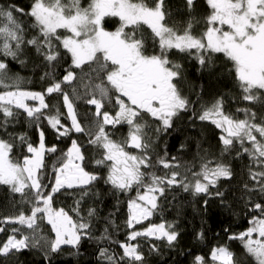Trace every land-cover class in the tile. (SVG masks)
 <instances>
[{"label": "snow or ice", "instance_id": "obj_1", "mask_svg": "<svg viewBox=\"0 0 264 264\" xmlns=\"http://www.w3.org/2000/svg\"><path fill=\"white\" fill-rule=\"evenodd\" d=\"M205 2L210 14L206 17V29L199 35L193 34L191 21L182 31L170 26L168 0H89L86 6H82L81 0H33L27 12L16 5H0V185L8 186L11 193L20 197L15 214L0 216V233H7L0 242V256H14L36 247L45 249L46 256L60 252L64 245L78 248L82 237L90 235V218L97 214L95 208L88 209V218L79 213L82 200L98 195L93 188L102 178L98 171L88 170L84 146L72 139L70 147L52 165L53 177L46 179L45 155L57 153V146H46L43 130L39 131L37 146L29 142L26 134L9 132L18 122L21 110L38 128L41 120H46L58 140L73 133L83 134L87 144L98 153L92 163L97 169L106 170L104 183L121 193L136 189L135 197L128 200L126 240H113L107 226L97 238L117 244L122 250L117 253L100 249V256L108 264H146L140 237L166 240L169 245L177 241L179 233L172 224L152 223L137 229L158 209L157 201L166 189L181 186L195 194L223 197V192L209 190L216 188L221 178L232 177L228 164L202 158L200 170L189 179L175 170L179 168L175 157L169 160L165 154L153 161L151 138L142 122V114H147L160 122L157 133L167 131L173 118L190 108V101L174 83L181 75V65L169 59L173 50L194 55L201 66L211 61V54H223L232 64L240 100L249 104L262 102L264 0ZM185 3L192 11L195 0ZM17 14L32 18L31 27L37 34L31 39L25 38V27ZM111 18L119 21L114 31L105 27L106 19ZM143 26L150 29L153 51L146 44ZM61 29L68 34L59 32ZM25 46H33L49 68L40 77L50 81L41 91L22 89L21 78L9 74L7 58L19 60ZM65 55L70 56L71 64L57 79L56 65ZM86 65L88 72L84 71ZM72 69H80L81 78L87 79L83 96L77 92L74 81H80ZM53 96L60 97L66 112L49 103L48 98ZM78 99L93 106L91 119L78 112L74 102ZM113 107L115 110H110ZM236 113H243L244 118L226 112L220 98L202 107L197 118L221 131L223 153L238 146L237 155L247 154L252 187H244L264 197V115L258 117L251 107L237 108ZM65 118L70 124L62 122ZM119 125L128 126L122 140L113 139ZM18 144L26 149L22 159L14 155ZM130 148L138 152H131ZM155 165L170 171L164 175L148 171ZM72 189L79 194L72 209L76 220L64 208L53 207L54 197L61 190ZM204 204L207 206V200ZM252 211L251 226L228 238L242 241L256 264H264V202L252 203ZM38 221L51 226L54 239L47 240L39 234ZM109 224L114 226V221ZM199 238L203 239V233ZM150 247L157 250L155 244ZM210 260L215 264H233V253L227 246H217L212 249ZM195 264L209 262L204 256H196Z\"/></svg>", "mask_w": 264, "mask_h": 264}, {"label": "trees", "instance_id": "obj_2", "mask_svg": "<svg viewBox=\"0 0 264 264\" xmlns=\"http://www.w3.org/2000/svg\"><path fill=\"white\" fill-rule=\"evenodd\" d=\"M32 2L33 0H0V5H16L27 12ZM88 2L89 0H81L82 6H86ZM168 8L171 13L168 20L170 26L182 31L191 21L193 34L196 35L206 29V17L210 14V9L205 0H195L192 11L187 8L185 0H168ZM17 19L25 27L26 39H31L37 34L36 30L31 27L33 22L31 17L17 14ZM118 26V18L106 19L105 27L108 30L114 31ZM142 30L149 51H153L150 29L143 26ZM59 32L68 34L65 30H59ZM169 59L181 65V75L174 83L177 84L181 94L190 101V108L173 118L171 128L159 133L156 132V129L160 122L147 114H142V122L146 124L145 132L151 138L150 155L153 161L158 157H164L165 154L169 160L175 157L176 163L179 164V168L175 170L179 171L181 175L186 174L191 179V174L200 170L202 158L218 160L228 164L233 175L230 179L221 178L216 188L209 190L212 193L219 190L224 193L223 197H217L214 194L209 196L205 193L195 194L192 190L184 191L181 186H173L165 190L164 195L160 196L157 201L159 207L153 216L137 225V229L146 228L152 223L165 222L174 225L179 236L172 245H169L166 240L138 238L145 254L146 264H195L196 256H204L209 264H215L210 260V253L217 246L228 247L233 253V264H256L254 257L247 252L242 241L228 238L230 235L241 233L250 227L249 221L253 216L252 203L264 202V197H261L259 193L249 192L244 187L245 184H248L249 188L252 187V181L248 175L251 161L247 154L237 155L238 146L230 152L223 153V145L219 139L221 131L210 122L200 121L197 117L202 107L208 106L220 98H223L224 108L228 113L238 115L242 119L244 118L243 113L237 114L236 109L251 107L259 117L264 115V93H261L262 102L249 104L241 101L240 90L232 72V64L223 54H211V61H206L203 66L199 64L194 55L190 56L177 50H173L169 54ZM20 60H23L24 63H20ZM7 62L9 63V74L21 78L20 87L22 89L41 91L50 82L48 79H40L46 71H49V68L43 56L33 46H25L19 60L8 57ZM70 64V56L65 55L56 65L57 79L63 77ZM72 70L78 74L80 82L74 81V84L77 86V92L83 96L86 91L83 84L87 83V79L81 78L80 69ZM84 71H89L87 65ZM69 94L72 95L71 91ZM48 101L51 105L59 108L62 113L66 112L60 97H49ZM74 102L78 112L82 116L87 114L91 119L93 106L86 104L84 99L74 100ZM29 103L35 102L29 101ZM110 110L114 111L115 109L113 107ZM194 112L196 115H193ZM62 122L70 124L66 118ZM82 123H87V121L82 120ZM109 129L111 130V126ZM40 130L45 133L46 146L53 144L57 146V153L45 155L46 179L53 177L52 165L56 164L61 153L70 147L72 139H76L84 146L88 170L98 171L102 178L95 182L93 188V191L98 195H90L82 200L79 205V213L80 216L88 218V209L95 208L97 214L90 218L92 223L90 235L82 237L78 248L65 245L62 246L60 252L50 253L47 256L45 249L29 248L14 256H0V264H108L100 256V249L108 248L117 253L122 250L117 244L99 241L97 238L101 236L107 226L113 240H126V234L129 231L125 226L128 218V200L135 197L136 189L134 188L130 193H121L113 189L111 185L104 183L103 177L107 174L106 170L97 169L92 163L98 157V153L91 145L87 144V138L83 134L73 133L70 137H62L58 140L55 130L48 125L46 120H41L38 128L31 123L22 110L18 122L8 129L13 134H26L29 142L34 146L39 144ZM127 133L128 126L119 125L114 130L113 139L122 140L127 136ZM128 150L134 153L138 152L131 148ZM26 154L23 145L18 144L14 149V155L18 159H22ZM148 171L164 175L170 170L164 169L161 165H155ZM19 199V194H13L9 191L8 186L0 185V216L15 214ZM78 199V190H61V193L54 197L53 207L64 208L76 220L77 215L72 209L76 207ZM205 200H207V206L204 204ZM256 214L258 215V213ZM109 221H114V226L110 225ZM38 223L40 228L45 229V232L49 231L46 221H38ZM200 233H203V239L199 238ZM6 235L7 233H0V242L6 239ZM53 237L52 234L51 239ZM152 244L156 245L157 250H151Z\"/></svg>", "mask_w": 264, "mask_h": 264}, {"label": "rangeland", "instance_id": "obj_3", "mask_svg": "<svg viewBox=\"0 0 264 264\" xmlns=\"http://www.w3.org/2000/svg\"><path fill=\"white\" fill-rule=\"evenodd\" d=\"M61 30H63V29H61ZM225 30H227V27L225 26ZM153 216V215H152ZM151 218V217H150ZM149 218V219H150ZM148 219V220H149ZM145 221H147V220H145ZM145 221H143V222H145ZM48 226H49V228H48V232H45V229L44 228H39V234L41 235V236H43L44 238H46L47 240H51V235L53 234V236H54V232H52V230H51V226L48 224ZM25 234H27V233H25ZM53 239H54V237H53ZM65 246V245H64Z\"/></svg>", "mask_w": 264, "mask_h": 264}]
</instances>
